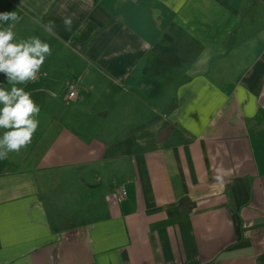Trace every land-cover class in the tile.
Instances as JSON below:
<instances>
[{
	"label": "crops",
	"instance_id": "1",
	"mask_svg": "<svg viewBox=\"0 0 264 264\" xmlns=\"http://www.w3.org/2000/svg\"><path fill=\"white\" fill-rule=\"evenodd\" d=\"M6 12L51 54L15 85L39 124L0 159V264H264V0Z\"/></svg>",
	"mask_w": 264,
	"mask_h": 264
},
{
	"label": "clouds",
	"instance_id": "2",
	"mask_svg": "<svg viewBox=\"0 0 264 264\" xmlns=\"http://www.w3.org/2000/svg\"><path fill=\"white\" fill-rule=\"evenodd\" d=\"M10 20L13 24L0 31V73L6 76L8 84L13 85L11 91L0 87V105H3L0 107V129L7 130L0 137V159L31 143L39 124L34 117L40 109L29 93L15 85L35 80L46 56L51 54L50 45L38 37L13 43L15 33L12 28L19 17L15 13H0V21L7 23Z\"/></svg>",
	"mask_w": 264,
	"mask_h": 264
},
{
	"label": "rangeland",
	"instance_id": "3",
	"mask_svg": "<svg viewBox=\"0 0 264 264\" xmlns=\"http://www.w3.org/2000/svg\"><path fill=\"white\" fill-rule=\"evenodd\" d=\"M69 60H70V59H69ZM71 60H72V59H71ZM65 94H67V87H62V95H65ZM62 95H61V96H62ZM55 113L57 114L58 117L61 116V115H60V110H59V109H57V111L55 110V111L52 112L51 114H53L54 116H56Z\"/></svg>",
	"mask_w": 264,
	"mask_h": 264
},
{
	"label": "built area",
	"instance_id": "4",
	"mask_svg": "<svg viewBox=\"0 0 264 264\" xmlns=\"http://www.w3.org/2000/svg\"><path fill=\"white\" fill-rule=\"evenodd\" d=\"M74 95L75 94L73 92H71L70 95H69V97L72 98V97H74ZM122 194H123V196H126V193L125 192H123ZM120 201H121V199H119V202Z\"/></svg>",
	"mask_w": 264,
	"mask_h": 264
}]
</instances>
